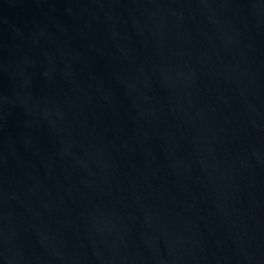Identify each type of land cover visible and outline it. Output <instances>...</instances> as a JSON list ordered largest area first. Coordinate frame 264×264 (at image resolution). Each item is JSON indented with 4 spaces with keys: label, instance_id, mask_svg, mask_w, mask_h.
<instances>
[{
    "label": "water",
    "instance_id": "obj_1",
    "mask_svg": "<svg viewBox=\"0 0 264 264\" xmlns=\"http://www.w3.org/2000/svg\"><path fill=\"white\" fill-rule=\"evenodd\" d=\"M0 264H264V0H0Z\"/></svg>",
    "mask_w": 264,
    "mask_h": 264
}]
</instances>
